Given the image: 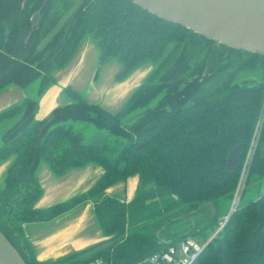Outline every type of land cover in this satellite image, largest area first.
I'll list each match as a JSON object with an SVG mask.
<instances>
[{"label":"trees","instance_id":"trees-1","mask_svg":"<svg viewBox=\"0 0 264 264\" xmlns=\"http://www.w3.org/2000/svg\"><path fill=\"white\" fill-rule=\"evenodd\" d=\"M90 34L100 66L110 59L120 64L118 81L145 63L153 65L152 71L115 113L68 86L64 92L71 103L37 120L39 99L56 81L54 73L66 67ZM36 81L34 97L0 111V125H7L1 134L0 164L11 160L0 185V231L26 264L44 263L36 260L23 225L52 221L89 200L109 239L49 264L100 259L134 264L168 244L194 237L200 228L172 236L168 243H161L158 233L169 214L232 199L253 140L245 187L253 177L264 180L262 54L219 44L132 0H0V92ZM140 109L144 111L135 122L123 124ZM71 121L107 131L119 150L111 154L109 144L85 142L66 124ZM237 145L238 164L229 170L227 161ZM42 163L57 177L90 164L103 174L87 192L35 209L42 195L37 178ZM134 176L142 181L130 202L104 196L109 187ZM154 206L162 208L149 211ZM216 221L213 217L206 226L211 230L204 240ZM192 264H264V190L256 200L238 205Z\"/></svg>","mask_w":264,"mask_h":264},{"label":"crops","instance_id":"crops-1","mask_svg":"<svg viewBox=\"0 0 264 264\" xmlns=\"http://www.w3.org/2000/svg\"><path fill=\"white\" fill-rule=\"evenodd\" d=\"M141 66L143 67L135 73L132 72L124 80L106 82L108 73L105 75V70L107 67L105 65L100 66L96 41L87 36L66 67L54 73L56 81L40 97L36 119L39 121L44 120L55 108L71 103L64 92V89L68 86L76 90L90 103H96L112 112L119 111L125 104L126 94L130 87L134 85L139 87L141 81L146 79L153 69V65L149 63ZM113 70L118 71L119 66L114 65ZM34 84L27 88L12 85L1 91L0 111L27 97H34L28 91L29 88H33ZM31 92L37 93L35 91ZM10 162L11 160H7L0 164L1 186L4 183ZM102 174V168L90 164L82 168L71 169L62 176L57 177L42 163L37 170L42 195L35 203V209H45L87 192L96 184ZM139 185L140 176L130 177L126 181L118 182L109 187L104 196L115 197L128 203L134 198ZM214 212L213 217H217L218 212L215 209ZM228 214L217 217L216 224ZM23 228L36 260L44 264L52 263L70 253L81 251L109 239L103 235L98 225L94 203L90 200L52 221L27 223L23 225ZM171 237H161L160 241L161 243H167Z\"/></svg>","mask_w":264,"mask_h":264},{"label":"water","instance_id":"water-1","mask_svg":"<svg viewBox=\"0 0 264 264\" xmlns=\"http://www.w3.org/2000/svg\"><path fill=\"white\" fill-rule=\"evenodd\" d=\"M132 1L162 19L180 24L219 44L264 55V0ZM38 18L39 12L33 17V27ZM41 136L42 130L38 134L36 149ZM240 152L241 145H237L230 153L229 170L236 168ZM141 181L142 176L140 184ZM0 264H26L1 231Z\"/></svg>","mask_w":264,"mask_h":264},{"label":"rangeland","instance_id":"rangeland-1","mask_svg":"<svg viewBox=\"0 0 264 264\" xmlns=\"http://www.w3.org/2000/svg\"><path fill=\"white\" fill-rule=\"evenodd\" d=\"M79 5V2H77L76 6L74 9ZM73 11V10H72ZM69 12L67 15H70ZM89 38H92L93 40L94 37L93 35H88ZM96 41V40H95ZM152 65L151 63H149ZM106 72L105 75L108 73V77L106 79V82H117L116 75L119 73L121 66L120 64L115 60V59H110L108 60L105 64ZM103 65V66H104ZM107 65V66H106ZM114 65L119 66L118 71H114ZM102 66V65H101ZM143 66H140L136 68L133 73L138 71L139 68ZM132 74V73H131ZM145 81L143 79L140 84H142ZM39 86V81L35 82L33 88H29L28 91H30V94L32 96H35V93H32L31 91L37 92ZM135 86V87H134ZM130 87V89L127 91L126 94V99H125V104L126 102L130 99V97L136 92V90L139 87H136L134 85ZM158 99H155L152 101L151 106H154L157 103ZM124 104V105H125ZM123 105V106H124ZM144 109H140L136 112H134L132 115L126 117L123 120V124L126 126L131 125L133 122H135L138 117L143 113ZM112 112V111H111ZM117 112V111H116ZM115 113V112H114ZM68 126L72 125L73 130L75 132L81 133L85 137V142L87 143H93V144H109L111 146L110 152L111 154H115L117 150H119V146L114 144L115 142V137L110 135L107 131L105 130H99L97 129L94 125L83 122V121H76V122H68L66 123ZM7 127V125L1 124L0 125V134L3 133L4 129ZM264 190V180H261L258 177H253L248 184L245 187V191L243 196H241L240 203H247L252 200H256L258 198L259 191ZM232 199H226L222 198L216 202H211L210 204H201L198 208L196 209H191V208H186L183 209L181 212H176L169 214L167 218L161 223L160 226V233H158L160 239L161 237H168V236H179L186 231L193 229V228H200L202 230L201 233L196 234L193 238L200 242H204V235L208 234L211 229H206V226L211 223L213 216H214V209L218 212L217 217L219 218L220 216L229 213L232 205ZM161 206L158 207H153L149 211H156L161 209ZM150 224V223H148ZM210 235V234H209ZM97 261H102V259L97 260Z\"/></svg>","mask_w":264,"mask_h":264},{"label":"built area","instance_id":"built-area-1","mask_svg":"<svg viewBox=\"0 0 264 264\" xmlns=\"http://www.w3.org/2000/svg\"><path fill=\"white\" fill-rule=\"evenodd\" d=\"M259 128V127H258ZM256 129V132L258 131ZM255 146V141L253 140L251 148L244 161L240 179L237 188L233 195V201L231 209L228 215L222 217L216 224L215 230L211 235L204 240L203 243L196 241L193 237H188L184 240H180L175 244L168 245L165 249L156 252L150 256H147L134 264H192L199 254L204 250L207 244H209L217 234L223 229L229 216L234 212V210L240 204V199L245 188L249 163L251 161V154L253 147ZM91 264H105L103 261H95Z\"/></svg>","mask_w":264,"mask_h":264}]
</instances>
